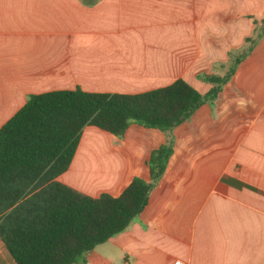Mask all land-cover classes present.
Returning <instances> with one entry per match:
<instances>
[{"label":"crops","instance_id":"0c3cea01","mask_svg":"<svg viewBox=\"0 0 264 264\" xmlns=\"http://www.w3.org/2000/svg\"><path fill=\"white\" fill-rule=\"evenodd\" d=\"M263 18L264 0H0V126L53 89L137 93L182 78L206 93L201 76L223 74ZM167 135L173 151L145 207L85 264H264V29L213 102L170 134L87 125L56 179L118 195L149 179ZM9 256L0 240V264Z\"/></svg>","mask_w":264,"mask_h":264},{"label":"trees","instance_id":"16d2710c","mask_svg":"<svg viewBox=\"0 0 264 264\" xmlns=\"http://www.w3.org/2000/svg\"><path fill=\"white\" fill-rule=\"evenodd\" d=\"M230 54L223 74L201 77L206 93L177 78L137 93L53 89L28 94L0 126V240L14 264H85L95 245L123 231L145 207L173 151L167 138L151 150L149 179L134 176L118 195L89 196L57 180L69 165L83 129L93 125L118 137L131 123L170 134L204 102H213L239 61L261 36Z\"/></svg>","mask_w":264,"mask_h":264},{"label":"built area","instance_id":"2783aa9c","mask_svg":"<svg viewBox=\"0 0 264 264\" xmlns=\"http://www.w3.org/2000/svg\"><path fill=\"white\" fill-rule=\"evenodd\" d=\"M172 264H185L182 260H174Z\"/></svg>","mask_w":264,"mask_h":264},{"label":"rangeland","instance_id":"374dc122","mask_svg":"<svg viewBox=\"0 0 264 264\" xmlns=\"http://www.w3.org/2000/svg\"><path fill=\"white\" fill-rule=\"evenodd\" d=\"M9 258H10V260H12L10 256H9Z\"/></svg>","mask_w":264,"mask_h":264}]
</instances>
